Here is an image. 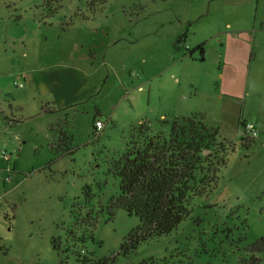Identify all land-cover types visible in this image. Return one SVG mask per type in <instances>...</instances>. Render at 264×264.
<instances>
[{
	"label": "rangeland",
	"instance_id": "1",
	"mask_svg": "<svg viewBox=\"0 0 264 264\" xmlns=\"http://www.w3.org/2000/svg\"><path fill=\"white\" fill-rule=\"evenodd\" d=\"M259 41L264 0H0V264L117 255L140 224L110 210L133 129L192 115L233 149L226 167L175 231L113 264H264Z\"/></svg>",
	"mask_w": 264,
	"mask_h": 264
},
{
	"label": "trees",
	"instance_id": "2",
	"mask_svg": "<svg viewBox=\"0 0 264 264\" xmlns=\"http://www.w3.org/2000/svg\"><path fill=\"white\" fill-rule=\"evenodd\" d=\"M203 48L199 47L202 53ZM160 125L162 130H157L150 122H143L133 129L131 142L115 168L120 192L112 199L110 210L112 214L125 210L138 218L139 226L123 242L117 255L98 259L81 247L74 251L77 264H113L118 255L128 256L142 244L170 235L188 217L192 198L204 197L207 190L215 187L233 151L220 141L218 130L209 128L202 115L175 118L169 131L163 130L165 122ZM65 136L72 140L70 133ZM67 144L63 156L72 153ZM69 239L75 247L78 243L84 245L86 237L74 234ZM73 246L68 248L74 250ZM252 252H264V237L256 242ZM251 264L261 261L253 256Z\"/></svg>",
	"mask_w": 264,
	"mask_h": 264
},
{
	"label": "built area",
	"instance_id": "3",
	"mask_svg": "<svg viewBox=\"0 0 264 264\" xmlns=\"http://www.w3.org/2000/svg\"><path fill=\"white\" fill-rule=\"evenodd\" d=\"M104 127H105V125L101 120H96L94 123L96 135L99 134L100 132H102ZM242 131H243L245 138H247L248 140L257 139L259 137V134H260V132L253 125L246 124V123H245V125H243ZM7 159H8V156L4 155L3 160L6 161Z\"/></svg>",
	"mask_w": 264,
	"mask_h": 264
},
{
	"label": "crops",
	"instance_id": "4",
	"mask_svg": "<svg viewBox=\"0 0 264 264\" xmlns=\"http://www.w3.org/2000/svg\"><path fill=\"white\" fill-rule=\"evenodd\" d=\"M257 53H258L257 56H260L262 59H264V41L263 42L262 41L258 42ZM224 59H225V63L227 62V64H228L229 63V59H228L227 55H225Z\"/></svg>",
	"mask_w": 264,
	"mask_h": 264
}]
</instances>
